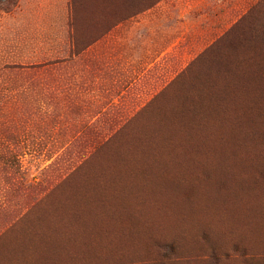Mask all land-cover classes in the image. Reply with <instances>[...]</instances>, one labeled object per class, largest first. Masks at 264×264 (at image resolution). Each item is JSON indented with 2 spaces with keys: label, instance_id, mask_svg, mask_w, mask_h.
I'll return each instance as SVG.
<instances>
[{
  "label": "rangeland",
  "instance_id": "1",
  "mask_svg": "<svg viewBox=\"0 0 264 264\" xmlns=\"http://www.w3.org/2000/svg\"><path fill=\"white\" fill-rule=\"evenodd\" d=\"M260 1L153 3L77 69L71 0H0V264H264V110L236 124L230 108L204 139L145 110L173 83L184 97ZM57 61L86 83L75 101L48 93ZM54 112L65 124L51 127Z\"/></svg>",
  "mask_w": 264,
  "mask_h": 264
},
{
  "label": "trees",
  "instance_id": "2",
  "mask_svg": "<svg viewBox=\"0 0 264 264\" xmlns=\"http://www.w3.org/2000/svg\"><path fill=\"white\" fill-rule=\"evenodd\" d=\"M71 1L69 27L72 31L70 35L72 48L69 62L74 63L79 69L77 60L93 45L102 41L118 25L150 9L153 3L163 0ZM80 10L86 13V16H83L85 17L84 23L87 22L92 28L91 31L89 30L90 32L80 31ZM206 53L207 60H210V66L206 69L205 77L202 78V74L198 78L194 77V81L187 86L184 97L179 98V84L176 82L145 109L146 112H149L148 114L158 116L159 123L163 122H161V118L164 116L173 118L175 126H168V129L185 130L178 132L183 135L187 133V130H190V132H196L202 136L203 139L208 138L211 122L216 120V123H222L220 125L222 127L224 120L221 119L225 115L230 117L231 110L234 112L236 124L240 122L239 113L242 110L256 113L264 110L256 103L249 104L247 107L240 106V101L250 96L264 101V0L260 1L246 18L221 37ZM61 63L63 62L48 63V93L52 94L53 98H62L64 103L69 102L72 98L75 101L76 95L81 94L79 85L86 83L80 81L76 76L77 73L80 74L79 72L66 78V71ZM49 76L53 78L49 79ZM197 80L199 82L196 84ZM180 99H183L181 107H184L179 111ZM50 100L53 99L50 97ZM51 117V127L65 124L64 117H60L59 113L54 112ZM166 118H164V122L170 123ZM229 120V118L226 119L227 122ZM121 132V130L118 131L113 137L119 136ZM193 135L194 133L192 137ZM111 139L97 143L89 155L92 156L94 153L101 155L106 152L109 154L112 149L109 146ZM88 156L73 167V171L68 177L88 169L87 163L90 158Z\"/></svg>",
  "mask_w": 264,
  "mask_h": 264
}]
</instances>
